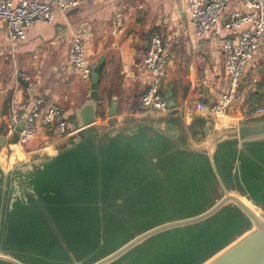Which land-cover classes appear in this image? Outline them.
Instances as JSON below:
<instances>
[{
    "label": "water",
    "instance_id": "water-1",
    "mask_svg": "<svg viewBox=\"0 0 264 264\" xmlns=\"http://www.w3.org/2000/svg\"><path fill=\"white\" fill-rule=\"evenodd\" d=\"M100 66L97 63L92 69L88 99L74 112L73 134L55 154H33L24 161L21 156L13 159L14 151L9 150L1 158L0 264H33L38 259L46 264H127L157 236L216 222L225 212L235 211L247 227L199 264H264V216L255 208L264 209L247 194L227 188L216 167L219 164L233 184H241L243 174L264 171V114L231 128H216L217 117L197 122L203 116L190 115L186 109L181 119L167 126L132 120L96 124ZM116 109L113 100L109 118L116 116ZM26 117L22 114L12 136L17 137ZM15 142L17 138L8 141L0 135V148ZM59 164L66 170L56 171ZM174 166L187 167L185 179L191 175L187 180L193 189L213 192L207 207L146 229L95 258L97 231L91 223L113 212L120 204L116 196L126 186H139L138 193L155 184L166 186ZM83 174L86 188L77 181ZM138 195L142 200L144 194Z\"/></svg>",
    "mask_w": 264,
    "mask_h": 264
},
{
    "label": "crops",
    "instance_id": "crops-1",
    "mask_svg": "<svg viewBox=\"0 0 264 264\" xmlns=\"http://www.w3.org/2000/svg\"><path fill=\"white\" fill-rule=\"evenodd\" d=\"M243 3L232 0L227 4L206 38L195 36L185 0H95L65 11L53 6L52 23L34 21L24 27L25 40L13 44L0 20V135L8 141L16 140V135L6 137L8 117L22 102L30 109L31 99L36 97L44 104L57 105L63 118L74 124V112L88 99L90 85V81L80 80L68 59L76 37L87 49L91 70L101 63L96 124L132 120L167 126L181 119L190 102L209 106L226 86L222 45L235 34L224 23L231 12L242 9ZM153 33L162 40L166 57L160 88L167 103L164 113L143 109L139 103L147 88L142 61ZM20 72L29 77L28 83L18 78ZM238 93L240 100L228 115L215 120L216 128L243 123L246 108H264V49L244 71ZM113 100L117 102V114L109 118ZM66 141V137L56 138L38 127L26 144L15 142L0 148V159L13 147L17 149L15 156L24 161L33 154L51 156Z\"/></svg>",
    "mask_w": 264,
    "mask_h": 264
},
{
    "label": "built area",
    "instance_id": "built-area-1",
    "mask_svg": "<svg viewBox=\"0 0 264 264\" xmlns=\"http://www.w3.org/2000/svg\"><path fill=\"white\" fill-rule=\"evenodd\" d=\"M95 0H0V20L7 39L13 44L25 40L24 27L34 21L52 23L53 6L65 11L81 4H93ZM232 0H185L186 9L196 37L206 38L211 28L219 20L227 4ZM224 27L234 32L232 39L223 42V68L226 79L224 91L209 106L203 102H190L186 112L190 115L223 117L228 115L232 106L240 100L238 93L241 77L246 68L254 61L259 51L264 49V0H244L240 10L228 15ZM163 42L153 33L142 61V73L147 88L139 99L143 109L164 113L167 103L160 90L166 72V57ZM87 49L78 37L74 38L68 51L70 64L80 80L89 82L92 70L86 61ZM18 78L29 82V77L18 73ZM32 107L27 110L26 102L16 106L6 123V137L15 133V126L22 114H27L22 129L17 132V144L24 145L36 134L38 127L45 129L56 138L73 134L72 124L63 118L60 108L52 103L44 104L41 98H32ZM207 110V113L205 111ZM246 117L253 118L264 114V108H246Z\"/></svg>",
    "mask_w": 264,
    "mask_h": 264
},
{
    "label": "rangeland",
    "instance_id": "rangeland-1",
    "mask_svg": "<svg viewBox=\"0 0 264 264\" xmlns=\"http://www.w3.org/2000/svg\"><path fill=\"white\" fill-rule=\"evenodd\" d=\"M18 156L20 155L18 154ZM186 171L187 167L182 169L180 166H174L171 169L172 177L166 186H157L155 184L145 192L140 191L139 193L137 192L139 186L137 189L136 187L133 188V186H126V190L118 193L116 197L119 200H116V202L120 204L115 205L113 212L103 218H99L97 223L94 221L91 223L97 231L95 258L106 255L146 229L163 222L192 216L205 209L212 201L211 195L214 194L213 192L208 193L203 190L193 189L190 181L187 180L191 175H188L185 179ZM148 172L151 173V170ZM138 194H144L142 195V200L139 199L140 195ZM255 210L261 216H264V210L257 208ZM231 215L232 212H225L224 218H230ZM246 227L245 224L231 226L227 235L212 245L213 251H211V254L231 241ZM144 252L143 250L141 255ZM136 255H140V253ZM136 255H133V258ZM37 262L33 264H46L41 259H38Z\"/></svg>",
    "mask_w": 264,
    "mask_h": 264
},
{
    "label": "trees",
    "instance_id": "trees-1",
    "mask_svg": "<svg viewBox=\"0 0 264 264\" xmlns=\"http://www.w3.org/2000/svg\"><path fill=\"white\" fill-rule=\"evenodd\" d=\"M100 115L103 117V114ZM124 154L122 152V156ZM216 167L227 188H236L247 194L256 205L264 209V171L243 174L241 184L237 182L233 184L225 179L220 165L216 164ZM54 169L58 172L66 170L64 164L55 165ZM88 170L89 168L83 169L82 173ZM203 177L207 176L203 175ZM77 181L82 182L83 188L87 187L85 174ZM243 224L247 225L246 220L235 211L230 218L167 232L157 236L153 242L146 244L142 249H138L137 254L140 253V255L128 261L127 264H199L211 254L212 245L227 235L231 226ZM143 250L145 252L141 255Z\"/></svg>",
    "mask_w": 264,
    "mask_h": 264
},
{
    "label": "bare ground",
    "instance_id": "bare-ground-1",
    "mask_svg": "<svg viewBox=\"0 0 264 264\" xmlns=\"http://www.w3.org/2000/svg\"><path fill=\"white\" fill-rule=\"evenodd\" d=\"M223 117H224V116H223ZM223 117H217V118H223ZM13 151H14V154H13L12 158L14 159V157H16L15 155H17V154H16L17 149H16L15 147H13ZM13 159H12V160H13ZM0 164H1V165L3 164V166H4V162H3L2 159H0ZM239 198H240V200H241L242 202H244L248 207L254 209V207L252 206V204H251L250 202H248L245 198H243V197H239Z\"/></svg>",
    "mask_w": 264,
    "mask_h": 264
}]
</instances>
